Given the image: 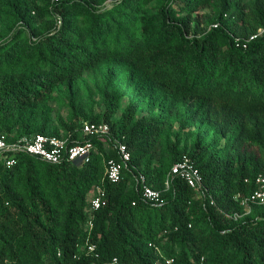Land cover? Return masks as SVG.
Here are the masks:
<instances>
[{
  "label": "trees",
  "instance_id": "obj_1",
  "mask_svg": "<svg viewBox=\"0 0 264 264\" xmlns=\"http://www.w3.org/2000/svg\"><path fill=\"white\" fill-rule=\"evenodd\" d=\"M102 1L0 0V136L43 133L96 146L83 162L20 152L10 167L0 156V264H105L114 256L130 264H264V205L234 217L246 209L235 195L254 191L264 173V32L250 39L264 29V0H162L153 15L145 9L155 0L96 8ZM212 5L220 27L190 37L202 32L200 11ZM110 61L132 64L147 86L193 99L194 115L205 112L231 133L224 153L201 139L190 150L174 147L167 162L162 118L132 97L115 119L120 100L108 96L107 110L87 121L110 124L132 163L121 181L107 180L106 162L117 157L111 143L84 136V123L72 121L62 122L61 135L50 125V102L60 84ZM246 142L260 145V155L231 153ZM185 155L211 196L199 197L178 176L166 188L168 171ZM139 172L165 204L143 200L138 181L130 186ZM99 185L107 198L92 210Z\"/></svg>",
  "mask_w": 264,
  "mask_h": 264
},
{
  "label": "rangeland",
  "instance_id": "obj_2",
  "mask_svg": "<svg viewBox=\"0 0 264 264\" xmlns=\"http://www.w3.org/2000/svg\"><path fill=\"white\" fill-rule=\"evenodd\" d=\"M116 1L103 0L95 7L104 9L112 6ZM249 2H254V0H248L247 4H250ZM161 5L162 0H155L146 7L145 11L149 15H153L158 12ZM215 14L214 5L202 8L200 11L202 32L191 34L190 37L204 35L218 29L220 25L216 26L219 21L214 19ZM225 31L230 37L234 36V33L227 28ZM108 96H116L120 100V107L114 116L115 119L120 118L132 97L141 100V108L147 114L162 118L165 128L160 158L165 157L167 162L172 149L186 148L190 150L194 143L201 139L209 144L214 151L219 154L224 153L230 132L227 134L220 132L205 112L194 115L196 103L193 99H180L167 92L147 86L143 82L142 74L132 64L126 62H104L85 73L82 78L69 84H60L54 93V99L50 102L53 108L50 119L51 127L58 128L63 136L66 131L62 122L71 123L72 121L75 127L79 128L90 117L103 114L107 110ZM80 139H84L83 135ZM245 146L242 149H232L231 153L238 156L237 152H239L242 156L247 150L248 154L260 155V145L257 143L246 142ZM167 174L165 184L166 188H169L171 176L169 171ZM136 182V178L131 179L130 186H135ZM198 196L203 197L201 193H198ZM253 214V208L251 210L246 208L244 213L239 214V218L244 220Z\"/></svg>",
  "mask_w": 264,
  "mask_h": 264
},
{
  "label": "built area",
  "instance_id": "obj_3",
  "mask_svg": "<svg viewBox=\"0 0 264 264\" xmlns=\"http://www.w3.org/2000/svg\"><path fill=\"white\" fill-rule=\"evenodd\" d=\"M263 32L264 29L262 28L257 34L252 35L250 39L261 35ZM243 46L247 47V43L245 42ZM81 131L84 136H97L111 143L117 157H111L106 162L105 177L110 182L116 183L121 181L124 178V170L129 169L132 163V156L127 143L114 135L110 124L107 122L86 121ZM95 148L96 146L93 141L71 143L69 138L43 133L24 135L13 141L8 140L5 135L0 136V156L3 155V161L10 167L17 163L16 155L20 152L27 153L49 163L59 164L65 161L83 162L88 160L92 150ZM6 153H10V155L5 156ZM170 176H178L184 179L191 188L197 190L202 196H211L200 169L188 155L183 156L173 164ZM137 181L141 185V197L143 200L156 206L165 204L162 192L151 187L142 172L138 173ZM246 181L248 180L246 179ZM255 184L256 188L254 191L247 194L237 193L235 195V199L248 210H251L255 205H264V173H260L256 177ZM106 198V190L103 186L99 185L95 195L91 199V209H99ZM234 217L239 218V214H235ZM89 249L94 250L95 246L91 245ZM165 262L166 264H176L174 258H167ZM105 264L130 263L121 260L118 256H114Z\"/></svg>",
  "mask_w": 264,
  "mask_h": 264
}]
</instances>
